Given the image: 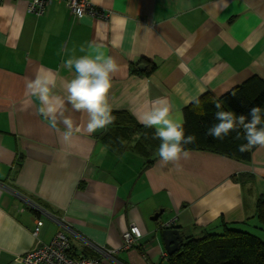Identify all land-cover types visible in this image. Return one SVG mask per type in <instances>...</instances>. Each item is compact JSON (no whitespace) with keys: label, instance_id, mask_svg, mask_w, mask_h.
I'll list each match as a JSON object with an SVG mask.
<instances>
[{"label":"crops","instance_id":"obj_1","mask_svg":"<svg viewBox=\"0 0 264 264\" xmlns=\"http://www.w3.org/2000/svg\"><path fill=\"white\" fill-rule=\"evenodd\" d=\"M91 2L109 13L107 20L76 18L63 2L36 17L26 13V0H0V182L108 250L119 249L122 233L135 224L141 238L116 255L124 264H172L161 236L168 222L182 240L219 233L221 221L263 233L255 205L264 200V146L248 163L189 151L178 170L162 165L154 152L156 160L146 167L133 143L120 155L112 152L101 142L105 130L88 134L87 115L66 105L80 129L66 148L37 115L38 102L25 86L38 73L52 72L55 91L65 96L64 82L73 73L63 61L94 52L91 44L118 66L108 94L112 112H128L139 123L138 113L167 96L183 114L195 98H220L253 76L264 80V0ZM242 176L252 180L241 185L235 179L245 181ZM160 210L157 221L151 220ZM38 218L0 190V264H24L23 255L58 233L42 217L34 237ZM70 243L72 252L86 253L75 237Z\"/></svg>","mask_w":264,"mask_h":264},{"label":"clouds","instance_id":"obj_2","mask_svg":"<svg viewBox=\"0 0 264 264\" xmlns=\"http://www.w3.org/2000/svg\"><path fill=\"white\" fill-rule=\"evenodd\" d=\"M88 47L96 50L85 52L81 47L80 51L85 52L84 55L63 61V67L73 73L72 78L64 82L65 96L55 91L57 76L52 72L38 73L25 86L26 95L34 97L38 102L37 115L48 122L66 148L72 146L74 131H80L71 115H66V105H70L74 112L87 115L85 131L90 135L99 130H107L116 119L108 102V94L112 87V75L118 70V66L111 56L98 50L99 46L90 44ZM180 68L185 73L190 71L183 63ZM191 102L199 106L198 98ZM214 107L216 122L207 129L206 135L223 141L232 132H236V138L239 139L242 131L246 143L239 146L240 152L248 151L254 146H264V111L261 107L253 106L247 114H236L225 110L219 99L214 101ZM137 119L145 128L154 129L152 138L160 142V163H172L179 170L181 159L190 157L185 146L196 140L195 135H185L183 114L177 112L167 96H161L152 100L147 110L138 113ZM58 125L63 126V131Z\"/></svg>","mask_w":264,"mask_h":264},{"label":"trees","instance_id":"obj_3","mask_svg":"<svg viewBox=\"0 0 264 264\" xmlns=\"http://www.w3.org/2000/svg\"><path fill=\"white\" fill-rule=\"evenodd\" d=\"M216 99L223 102L225 110L236 114H247L253 106H259L264 111V80L253 76L220 98L205 94L199 98V106L192 102L183 110L185 135L192 134L196 137L195 143L185 146L186 150L212 153L233 161L248 163L252 152L258 146L240 152L239 146L246 143L242 131L239 139L236 138L237 133L232 132L223 141L214 140L206 135L207 129L216 122L214 119ZM112 114L116 117L115 122L105 130L101 142L118 155L129 148L132 145L130 143H133L131 149L145 160L144 165L146 167L152 165L159 157L153 154L158 152L160 143L159 140L152 138L154 129L145 128L137 123L128 112L114 111ZM242 177L245 181L235 179L241 185L252 180L249 176ZM255 217L258 229L264 233V200L262 198L256 201ZM221 228L219 233L184 237L178 250L169 255L168 260L172 264H264V239L247 230L237 228L236 225L228 226L224 221H221ZM85 249L86 253L91 252ZM72 254L77 255L75 252ZM85 254L79 255L91 257Z\"/></svg>","mask_w":264,"mask_h":264},{"label":"built area","instance_id":"obj_4","mask_svg":"<svg viewBox=\"0 0 264 264\" xmlns=\"http://www.w3.org/2000/svg\"><path fill=\"white\" fill-rule=\"evenodd\" d=\"M61 2L64 3L68 11L76 16V18L88 16L107 20L109 17L108 12L97 8L91 0H26V13L39 17L48 6ZM0 190L18 199L27 208L40 216V218L36 219L32 230L34 237L38 235L43 225L42 217L49 219L59 227L58 233H56L49 243L38 245L20 258V261L24 264H124L117 259L116 255L121 251H127L134 247L141 238L138 227L135 224H131L121 235V247L117 250H108L75 234L63 218L54 216L36 202L25 198L21 193L2 182H0ZM173 225V222H168L161 225V228H170ZM71 236L80 241L84 248L89 249L95 256L82 257L79 254L73 256L70 243Z\"/></svg>","mask_w":264,"mask_h":264},{"label":"water","instance_id":"obj_5","mask_svg":"<svg viewBox=\"0 0 264 264\" xmlns=\"http://www.w3.org/2000/svg\"><path fill=\"white\" fill-rule=\"evenodd\" d=\"M161 213H162V210L154 214L151 220L157 221ZM171 229L172 228L164 229L161 232V236L164 242V247L168 255H171L175 251H177L179 248V245L182 243V238L179 236L178 232L175 230H171Z\"/></svg>","mask_w":264,"mask_h":264},{"label":"rangeland","instance_id":"obj_6","mask_svg":"<svg viewBox=\"0 0 264 264\" xmlns=\"http://www.w3.org/2000/svg\"><path fill=\"white\" fill-rule=\"evenodd\" d=\"M247 232L252 233V234H255V235L259 236L261 239H264V233H260V232H257L255 230H252V229L247 230Z\"/></svg>","mask_w":264,"mask_h":264}]
</instances>
